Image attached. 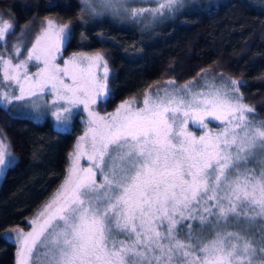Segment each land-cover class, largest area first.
I'll list each match as a JSON object with an SVG mask.
<instances>
[{"label":"snow or ice","instance_id":"1","mask_svg":"<svg viewBox=\"0 0 264 264\" xmlns=\"http://www.w3.org/2000/svg\"><path fill=\"white\" fill-rule=\"evenodd\" d=\"M125 3L83 0L93 16L118 15ZM178 7L182 0H161L155 9L128 14L136 19L150 12L157 19ZM47 23L18 63L13 60L22 54L20 45H12L9 53L5 42L0 107L51 93L53 106L66 105L53 113L60 121L62 114L83 105L89 120L80 141L91 134L88 159L103 180L96 182L93 167L70 169L63 196L52 202L55 210L39 213L45 219L33 220L28 233L14 230L21 245L18 264H264V237L255 241L242 234L248 231L242 225L264 218V170L258 176L251 169L241 171L256 153L264 154V123L247 118L253 109L240 102L242 82H213L206 90H194V81L179 87L168 81L171 88L147 93L143 107L134 110V101H125L114 113L99 116L90 105L109 93L107 61L99 53L74 54L60 67L55 60L69 25L53 31L52 21ZM13 28L0 16V41ZM42 41L48 46L38 51ZM42 59L44 67L30 77L29 62ZM101 63L103 83L95 72ZM209 117L223 122L221 132L196 138L187 131L189 121L206 128ZM8 149L0 139V165ZM76 149L81 150L79 141ZM187 221H197L200 232ZM221 223L241 231H216ZM205 228L214 233L206 242Z\"/></svg>","mask_w":264,"mask_h":264},{"label":"trees","instance_id":"2","mask_svg":"<svg viewBox=\"0 0 264 264\" xmlns=\"http://www.w3.org/2000/svg\"><path fill=\"white\" fill-rule=\"evenodd\" d=\"M82 5L81 0H0V16L14 24L5 38L20 43L23 50L46 21L69 22L63 51L98 52L108 63L109 93L96 100L99 111L124 97L138 98L146 88L168 79L180 84L222 75L242 82V100L264 117V4L202 0L148 27L107 13L89 15ZM75 126L56 130L48 118L36 121L0 107V133L15 160L10 157L0 176V264H16V243L3 232H30L31 217L63 181L78 133ZM263 168L264 162L243 165L241 171L258 173ZM186 223L200 232L197 221ZM242 227L248 228L242 234L252 240L264 237V218ZM216 231L239 232L241 227L221 223ZM201 235L206 241L214 233L205 228Z\"/></svg>","mask_w":264,"mask_h":264},{"label":"rangeland","instance_id":"3","mask_svg":"<svg viewBox=\"0 0 264 264\" xmlns=\"http://www.w3.org/2000/svg\"><path fill=\"white\" fill-rule=\"evenodd\" d=\"M204 1H207V0H204ZM255 1L264 4V0H255ZM81 2L83 4V0H81ZM160 2H161V0H126V3L124 4L123 9H121V11L118 15H113L111 12H106V13L111 15V16L118 18L119 20H123V19L133 20V21L139 22V24H141L143 27H148V26H151L152 24L158 22L157 20L161 19V18L153 19L152 13L148 12L142 16L137 17L136 19H132L128 13L133 9H137V10L138 9H155L159 6ZM200 2H202V0H182V7H178V10L181 8L193 5L195 3L198 4ZM82 6L84 9V4ZM124 9H127V12L124 11ZM84 12H87V11L84 9ZM170 14H172V12L166 13L164 16L170 15ZM47 22L48 21L45 22L43 28L48 27ZM52 23H53V31H55L56 29H58L62 25H65V24L69 25V22H64L61 24H56L54 22H52ZM40 31L37 35L40 34ZM68 34H69V28H68ZM36 36L32 40V42L29 46L24 47L23 50L21 49L22 54L19 56L18 59H14L13 63H18L19 60L25 59V57L27 56L28 50H30L32 48L33 44H35V42H36ZM65 41H64V43H65ZM5 42L7 44V47L9 48V53H11L12 45H14V44H11L10 40H8L6 38H5V41H0V52H3ZM64 43L61 46L60 52L56 56V60H55V63L57 65H59L60 67H63L64 61L70 60V58L74 54L75 55H86V56H95L96 54H98V52H91V51H84V50H77V51L74 50V51L64 52L63 51ZM47 46H48V43L45 41H42L41 44L38 46L37 50L39 51L40 49H43ZM5 58L7 59L8 56L6 55ZM43 67H44L43 59L41 61L29 62L28 69H27L28 75L30 77H32L34 73L38 72ZM95 72H96L97 77L100 79L101 83H103V66H102V63H101V66L99 68L95 69ZM64 80H65V83H67L69 85L72 83L70 77H65ZM230 80H232V79L227 78V77L222 76V75H220V76H208V77H205L204 79L203 78L199 79V81H194L193 88H194V90H206L204 88L205 85H211L213 82H215L217 85H219L223 82H227ZM168 81H172V80L168 79L162 83L153 84L152 86L146 88L138 98L124 97L122 99H119L108 110H103V111L100 110L99 111V109H97V107H96L97 101L94 104H91L90 108L94 113H97L99 116H107L108 114L114 113L116 111V109L121 104H123L125 101H134V104L132 105L133 109L134 110L139 109V108L143 107V101H144L145 95L147 93L153 92L156 88H160V89H164L165 87L171 88V85H168V83H167ZM186 83H188V82H184V83H180V84L175 83V86L179 87V86H182ZM239 94H240V92H239ZM240 96H241V94H240ZM100 97H102V96L95 97V99L97 100ZM55 99H56V97L53 94L48 93V94L42 96L38 100L24 101V102H19V103L14 102L11 106H9L7 108V111L10 112L11 114L27 116L33 120H36V121H40L44 118H48L51 122L52 127L56 130H60V131L71 130L74 125H76L75 128L78 129V133L75 136L74 143L72 146V152L68 156V163L66 165L65 175H64L63 181L60 183V185L57 187V189L53 192V194L50 196V198L46 201V203L40 208V210L34 216L31 217V222L33 220H37L38 222H42L45 219V217L39 216V213L46 212V213L50 214L52 211L55 210L56 205L53 204L52 202L57 198L58 194L63 196L64 186H65L66 181L69 179V176H70V171H69L70 169H77L78 170V169H87L89 167H93L92 161H89V159H88V155L91 154V148H90L91 134H89V136L84 141H80V138L85 136V132L88 128V120H89L88 112L84 109L83 105H80L78 108H73L70 115L62 114L61 120L57 121L56 116L53 115V113L57 112L62 106H66V105H64L63 101H59L57 106H53L52 101ZM45 102H47V103H45ZM240 102L243 105L250 107L242 99ZM250 108H252V107H250ZM246 115H247V118L250 121L254 122L256 125L264 123V117L258 116L254 112V110L252 113H248ZM65 116H67L66 120H65ZM205 124L207 125V127L202 128V127H198L196 125H193L191 123V121H189V123L187 125V131L189 133H191L194 137L199 138L200 136L205 135L206 133H208V134L219 133L223 130V127H224L222 121H216L210 117L205 119ZM0 139H4V137L1 133H0ZM78 141L81 143L80 152H77V149H76V145H77ZM4 142L6 143L5 139H4ZM81 152L84 154H81ZM8 153L9 152L7 150L5 152V164L0 165V176L3 172L4 166L10 160V156ZM262 162H264V154L256 153L255 157L253 159H251L249 161V163L246 165L255 166L256 163H262ZM263 170H264V168H263ZM93 172L96 173V175H95L96 182L97 183L102 182L103 177L100 175V173L94 167H93ZM260 172L252 173V174L258 176ZM81 174H83V173H81ZM49 204H52L51 209L46 208V206ZM14 230H19V229H8V230H5L3 232V234H4V236L13 240L16 243L15 260H16V264H18L19 259H20L18 252H19L21 245H20V242L18 241V239L16 238L17 234H16V231H14ZM24 233H27V232H24ZM119 238L124 239V237H122V236ZM177 264H181V262H177Z\"/></svg>","mask_w":264,"mask_h":264}]
</instances>
